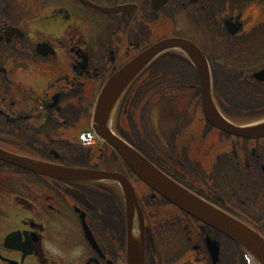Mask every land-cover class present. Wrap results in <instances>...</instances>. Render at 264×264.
<instances>
[{"label":"flooded vegetation","instance_id":"af4514ba","mask_svg":"<svg viewBox=\"0 0 264 264\" xmlns=\"http://www.w3.org/2000/svg\"><path fill=\"white\" fill-rule=\"evenodd\" d=\"M179 40L205 57L227 123H264V0H0V150L115 175L53 178L0 158V264H132L133 231L143 264H261L150 188L114 146L78 140L113 74ZM110 131L264 243V135L235 136L206 119L181 49L165 48L141 71Z\"/></svg>","mask_w":264,"mask_h":264},{"label":"water","instance_id":"95a60500","mask_svg":"<svg viewBox=\"0 0 264 264\" xmlns=\"http://www.w3.org/2000/svg\"><path fill=\"white\" fill-rule=\"evenodd\" d=\"M178 47L186 53L187 57L194 63L200 77L201 100L203 114L206 119L216 128L229 134L240 137H255L257 133L264 135V123L258 126L235 127L223 120L215 109L210 96V82L208 68L200 51L185 42L159 43L143 54L138 56L128 66L123 67L109 79L102 89L95 108L94 129L97 135L111 146H114L132 171L155 192L176 204L184 211L205 223L222 231L230 239L245 247L261 264H264V243L254 235L248 228L244 227L234 219L214 209L201 199L195 197L181 186L175 184L154 166L147 162L130 147L115 138L109 130V121L112 111L122 93L144 67L160 52L167 47ZM0 158L10 163L19 165L26 169L42 173L53 178H64L72 180H95L114 179L115 175L109 173H98L82 169H71L48 163H39L32 160L18 158L7 153L0 152ZM126 196L128 205V223L133 227L134 214L131 206L130 194L127 187L120 183ZM128 249L132 264H143V252L137 247L134 231Z\"/></svg>","mask_w":264,"mask_h":264}]
</instances>
